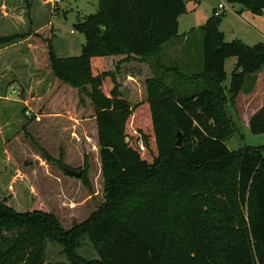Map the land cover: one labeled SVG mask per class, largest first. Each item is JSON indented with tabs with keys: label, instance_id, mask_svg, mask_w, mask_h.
I'll return each mask as SVG.
<instances>
[{
	"label": "trees",
	"instance_id": "1",
	"mask_svg": "<svg viewBox=\"0 0 264 264\" xmlns=\"http://www.w3.org/2000/svg\"><path fill=\"white\" fill-rule=\"evenodd\" d=\"M227 1L256 12L264 8V0ZM185 12L184 0H99L96 13L74 24L85 38L78 56H58L46 27L29 35L40 48L38 70L53 78L43 102L70 76L75 86L90 85L108 201L67 230L39 199L31 211L9 202L0 206V264L11 258L15 264H61L39 259L45 240L60 243L69 264H264V144L231 150L225 143L236 129L230 111L245 74L264 66V46L224 41L219 20L209 19L199 27L201 70L186 74L178 64L165 67L158 57L162 45L183 35L189 40L178 34ZM18 36L0 37V43ZM118 55L147 64L154 74L140 78L145 98L133 106L119 94L115 71L102 67ZM229 57L236 63L226 85ZM167 72L189 85L166 84ZM129 119L156 151L150 163L136 160L137 150L127 146ZM249 125L252 133H264V105ZM176 131L183 135L181 146L173 144ZM2 185L0 203L6 201ZM84 237L96 259L77 253Z\"/></svg>",
	"mask_w": 264,
	"mask_h": 264
},
{
	"label": "rangeland",
	"instance_id": "2",
	"mask_svg": "<svg viewBox=\"0 0 264 264\" xmlns=\"http://www.w3.org/2000/svg\"><path fill=\"white\" fill-rule=\"evenodd\" d=\"M60 1L61 4L53 8L51 2L45 0H0V16L4 11L11 15L16 13L23 21L16 27L0 17V37L19 35L13 43H0V182L3 184L1 195L6 199L0 206L11 204L18 211H31L32 203L39 199L46 207L45 211L52 213L62 228L67 230L106 204L108 199L104 192L108 174L102 166L96 113L89 97L90 85L83 88L75 86L69 75L68 81L43 102L53 78L51 74L38 70L40 48L29 39V35L40 26L46 27L53 33L52 43L58 56H78L85 38L74 24L78 17L82 19L93 12L90 0ZM184 1L186 12L180 16L178 30L181 35L184 31L194 30L189 34L185 32V36L189 37L188 42L173 43L177 45L173 52L188 47L191 53L189 59L194 67H189L191 71L186 72H196L202 68V31L199 27L209 19L219 20L218 30L224 41L240 40L249 46L261 42L264 46V8L256 12L244 4L227 0ZM221 1L227 8L219 17H215L213 12ZM11 17L16 22L21 20L13 15ZM5 46L8 49L3 50ZM125 57L118 55L108 59L102 67L109 72L115 71L119 94L133 106L145 98L144 92L141 94L143 86L140 78L151 70L147 64L124 60ZM233 59L229 57L225 62L228 76ZM9 62L12 68L8 72L5 66ZM179 66H182L181 63ZM151 74L153 77L154 74ZM249 78L251 75L245 74L242 93L237 97L241 110L237 108L235 100V107L230 111L236 129L225 143L231 150L243 145L264 144V133L255 134L245 130L240 115L242 110L246 114L247 107L258 102L257 98L244 104L248 94L245 87L249 88L252 84ZM164 81L169 85L174 82L183 87L189 85L185 80L175 78L172 72L164 75ZM223 93L229 95V91ZM126 123L128 148L131 152L137 150L138 153H133L136 160L140 157L142 161L150 163L156 151L146 146L142 127L137 128L131 119ZM177 132L173 144H176ZM180 135L182 145L184 138L181 132ZM111 137L120 143L117 138ZM65 167L80 171L81 176L66 175L63 171ZM165 229L169 227L165 225ZM6 233L3 230L1 235L5 236ZM169 238L173 236L169 235ZM76 251L87 260L98 257L86 237L81 239ZM41 252L39 259L43 262L69 264L62 245L56 241L45 240ZM6 264H15V260L11 258Z\"/></svg>",
	"mask_w": 264,
	"mask_h": 264
},
{
	"label": "crops",
	"instance_id": "3",
	"mask_svg": "<svg viewBox=\"0 0 264 264\" xmlns=\"http://www.w3.org/2000/svg\"><path fill=\"white\" fill-rule=\"evenodd\" d=\"M45 1L47 3L51 2L53 8H54V5L57 7L58 4H61V1L60 0H45ZM90 1H91V5H92V9H93L92 11L93 12H91L89 14H94L99 9V0H90ZM2 6H4V4H2ZM53 12L55 13L56 10L53 11ZM89 14H87V15H89ZM12 15L13 16H16V18L21 19L20 21L18 20L20 23L14 21L12 19V17H11ZM12 15H11V13L8 14L6 11H4V14L2 16H0V17H1V20L5 21L7 23H13L14 25H16V27L17 26H20V24L23 22L22 21V18L18 14H16V13H14ZM180 16L178 17V27L180 25V23H179L180 22L179 21ZM40 28H42V27L40 26ZM184 32H187V31H184ZM178 34L179 35L181 34L179 32V30H178ZM186 40H187V38L184 37V39L174 38V40H173V38H171L168 41H166L162 45L161 50L159 52V56L158 57L160 59V63L163 66H165V67H172V66H174L176 64L179 65L181 63L182 68H184V71H183L184 73H186V74H192V73H194V72H186V71H191V70H189V67H194L193 62H191L190 59H189V54H191V53L188 52L189 51L188 47L185 48V49H182V48L181 49H178V50L176 49V52H173L175 50L174 49L175 46H177V45H175L173 43H185ZM7 46H5L3 48V50L8 49ZM178 48H179V46H178ZM115 57H117V56H113L111 58H115ZM226 60H227V58H226ZM226 60H225V62H226ZM235 63H236V58L234 57V59L232 60V63H231L230 72H232V70L234 69ZM3 64H5V63H3ZM225 66H226V64L224 63V67ZM5 67L8 69V72H9L10 69L12 68L11 67V63L9 62ZM197 67H198V64H197L195 70L197 69ZM198 71H200V70H196V72H198ZM1 72H2V70H0V74H1ZM225 72H226V70H225ZM226 75H227V72H226ZM230 76H231V73H230ZM230 76L227 75V79L225 81V84L226 85L229 84ZM249 79L252 81V84H251V86H249V88H246L245 87V90L247 89V93L248 94H246V100H245V103L244 104H247L252 99L255 101L257 98H258V100H257L258 102H257V104H254L251 107H247L246 114H243V110H242L240 115H241L242 122H244L243 123L244 124L243 125L244 126V129L251 132L250 127H249V120H250L251 116L258 109H260L264 105V98H263V92H264V85H263L264 84V66H263V68H261L257 72L253 73L251 75V78H249ZM244 92H246V91H244ZM241 93L242 92L240 91L238 93V95L241 94ZM238 95H237V97H238ZM237 97H236L237 108L241 110V108H239V105H238V102H237ZM253 146H255V145H253Z\"/></svg>",
	"mask_w": 264,
	"mask_h": 264
},
{
	"label": "water",
	"instance_id": "4",
	"mask_svg": "<svg viewBox=\"0 0 264 264\" xmlns=\"http://www.w3.org/2000/svg\"><path fill=\"white\" fill-rule=\"evenodd\" d=\"M240 72H241V69L239 68L238 70L235 71V74H236V75H239ZM176 137H177L176 145H177V146H180V145H181V135H180V132H179V131L177 132ZM63 171H64V173H65L66 175H68V176H70V177H76V178H79V177L81 176V172H80V171H75V170L70 169V168H68V167H65Z\"/></svg>",
	"mask_w": 264,
	"mask_h": 264
},
{
	"label": "built area",
	"instance_id": "5",
	"mask_svg": "<svg viewBox=\"0 0 264 264\" xmlns=\"http://www.w3.org/2000/svg\"><path fill=\"white\" fill-rule=\"evenodd\" d=\"M226 8H227V7H226V5L224 4V2L221 1L220 3H218L217 7L215 8V10H214V12H213V15H214V16H220L221 13H222L223 11H225Z\"/></svg>",
	"mask_w": 264,
	"mask_h": 264
}]
</instances>
